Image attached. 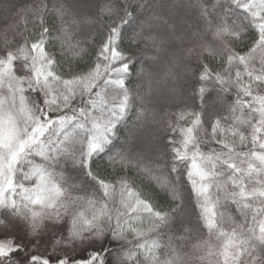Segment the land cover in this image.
Segmentation results:
<instances>
[{
    "label": "snow or ice",
    "instance_id": "obj_1",
    "mask_svg": "<svg viewBox=\"0 0 264 264\" xmlns=\"http://www.w3.org/2000/svg\"><path fill=\"white\" fill-rule=\"evenodd\" d=\"M0 264H264V0H0Z\"/></svg>",
    "mask_w": 264,
    "mask_h": 264
},
{
    "label": "trees",
    "instance_id": "obj_2",
    "mask_svg": "<svg viewBox=\"0 0 264 264\" xmlns=\"http://www.w3.org/2000/svg\"><path fill=\"white\" fill-rule=\"evenodd\" d=\"M233 214H235V213H233Z\"/></svg>",
    "mask_w": 264,
    "mask_h": 264
}]
</instances>
